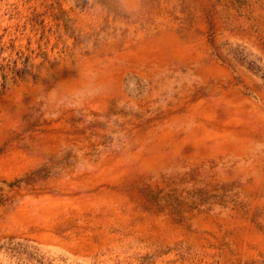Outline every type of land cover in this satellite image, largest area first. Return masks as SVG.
<instances>
[{
  "label": "rangeland",
  "instance_id": "obj_1",
  "mask_svg": "<svg viewBox=\"0 0 264 264\" xmlns=\"http://www.w3.org/2000/svg\"><path fill=\"white\" fill-rule=\"evenodd\" d=\"M0 264H264V0H0Z\"/></svg>",
  "mask_w": 264,
  "mask_h": 264
}]
</instances>
